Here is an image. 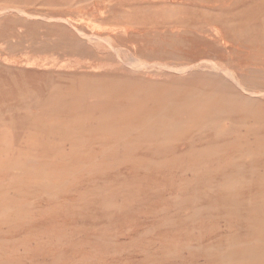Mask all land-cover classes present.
<instances>
[{
    "label": "rangeland",
    "instance_id": "obj_1",
    "mask_svg": "<svg viewBox=\"0 0 264 264\" xmlns=\"http://www.w3.org/2000/svg\"><path fill=\"white\" fill-rule=\"evenodd\" d=\"M263 72L264 0H0V264H264Z\"/></svg>",
    "mask_w": 264,
    "mask_h": 264
},
{
    "label": "bare ground",
    "instance_id": "obj_2",
    "mask_svg": "<svg viewBox=\"0 0 264 264\" xmlns=\"http://www.w3.org/2000/svg\"><path fill=\"white\" fill-rule=\"evenodd\" d=\"M209 27H210V26H209ZM72 28H73V27H72ZM217 30H218V29H217ZM218 32H219V30H218ZM218 32H217V33H218ZM217 33H216V35H217ZM219 33H220V32H219ZM213 35H215V33H214ZM216 35H215V36H216ZM219 35L221 36V34H219ZM219 35H218V36H219ZM219 38H220V37H219ZM219 41H220V40H219ZM221 41H222V39H221ZM44 56H45V55H44ZM44 56H42V57L44 58ZM25 57H27V56H25ZM42 57H41V58H42ZM28 58H29V57H28ZM38 58H39V57H38ZM41 58H40V59H41ZM52 58H53V57H52ZM36 61H37V60H36ZM44 61H45V60H44ZM7 62H8V61H7ZM30 62H31V61H30ZM30 62H29V63H30ZM32 62H33V60H32ZM55 62H56V61H55ZM59 62H61V61H59ZM67 62H68V61H67ZM196 63H197V62H196ZM24 64H25V63H24ZM86 65H87V64H86ZM131 66H132V65H131ZM183 66H184V65H183ZM250 66H251V65H249V66H247V67H250ZM179 67H180V66H179ZM254 67H255V65H254ZM57 68H58V67H57ZM64 68H65V67H64ZM69 68H70V67H69ZM177 68H178V67H177ZM91 69H92V68H91ZM247 69H248V68H247ZM247 69H245V70H247ZM249 69H250V68H249ZM251 69H252V68H251ZM260 69H261V68H260ZM218 70H219V69H218ZM261 70L263 71V69H261ZM250 71H251V70H250ZM250 71H249V72H250ZM253 71H255V70H253ZM256 72H257V71H256ZM254 73H255V72H254ZM259 73H260V72H259ZM261 73H262V72H261ZM261 73H260V74H261ZM263 73H264V72H263ZM255 74H256V73H255ZM255 74H253V75H255ZM260 74H259V75H260ZM243 75H244V72H243ZM245 75H246V74H245ZM251 75H252V74H251ZM262 75H264V74H262ZM152 76H153V75H152ZM205 78H206V77H205ZM258 79H259V78H258ZM247 93H248V92H247ZM251 93H252V92H251ZM250 95L253 96V94H250ZM188 98H191V97H188ZM190 102H191V101H190ZM201 115H203V114H201ZM192 116H193V115H192ZM200 117H202V116H200ZM200 117H199V118H200ZM202 118H203V117H202ZM202 118H200V119H202ZM190 119H191V117H190ZM157 120H160V121H161V119H157ZM163 122H164V121H163ZM246 123H247V122H246ZM162 125H164V124H162ZM149 126H151V125H149ZM157 126H158V125H157ZM159 127H160V126H159ZM159 127H157V129H158ZM174 127H175V126H174ZM154 128H156V127H154ZM151 129H153V128L151 127ZM151 129H150V130H151ZM160 129H161V127H160ZM167 131H168V130H167ZM160 132H161V131H160ZM166 133H167V132H166ZM168 133H169V131H168ZM185 135H187V133H186ZM185 135L183 136L184 138H185ZM188 135H189V133H188ZM135 136H136V135H135ZM139 136H140V135H138V137H139ZM159 136H160V135H159ZM159 136H158V137H159ZM187 137H188V136H187ZM180 139H182V138H180ZM185 139H186V138H185ZM41 177H42V176H41ZM120 201H121V200H120ZM51 211H52V210H51ZM116 217H117V216H116ZM107 233H108V232H107ZM164 239H165V238H164Z\"/></svg>",
    "mask_w": 264,
    "mask_h": 264
}]
</instances>
